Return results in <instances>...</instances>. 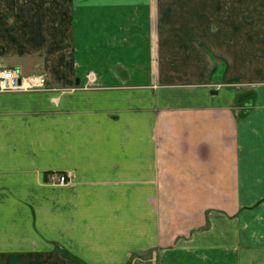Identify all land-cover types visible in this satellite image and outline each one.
<instances>
[{"label":"crops","instance_id":"1","mask_svg":"<svg viewBox=\"0 0 264 264\" xmlns=\"http://www.w3.org/2000/svg\"><path fill=\"white\" fill-rule=\"evenodd\" d=\"M0 68V264H264V0H0Z\"/></svg>","mask_w":264,"mask_h":264},{"label":"built area","instance_id":"2","mask_svg":"<svg viewBox=\"0 0 264 264\" xmlns=\"http://www.w3.org/2000/svg\"><path fill=\"white\" fill-rule=\"evenodd\" d=\"M46 81L44 75L24 78L17 70L0 68V92L39 89L45 87ZM69 181L66 175H61L58 178L59 184H68Z\"/></svg>","mask_w":264,"mask_h":264},{"label":"rangeland","instance_id":"3","mask_svg":"<svg viewBox=\"0 0 264 264\" xmlns=\"http://www.w3.org/2000/svg\"><path fill=\"white\" fill-rule=\"evenodd\" d=\"M140 258H145V256H142V255H141ZM140 258H139V259H140ZM129 264H130V262H129ZM131 264H132V262H131Z\"/></svg>","mask_w":264,"mask_h":264},{"label":"water","instance_id":"4","mask_svg":"<svg viewBox=\"0 0 264 264\" xmlns=\"http://www.w3.org/2000/svg\"><path fill=\"white\" fill-rule=\"evenodd\" d=\"M216 93V92H215Z\"/></svg>","mask_w":264,"mask_h":264}]
</instances>
